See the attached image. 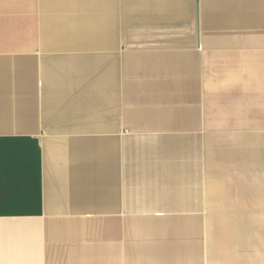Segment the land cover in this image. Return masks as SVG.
Returning a JSON list of instances; mask_svg holds the SVG:
<instances>
[{"label":"crops","instance_id":"1","mask_svg":"<svg viewBox=\"0 0 264 264\" xmlns=\"http://www.w3.org/2000/svg\"><path fill=\"white\" fill-rule=\"evenodd\" d=\"M200 7L263 6L0 0V264H241L206 238L207 220L214 248L231 234L232 156L208 135V217ZM241 219L242 243L264 237L262 217Z\"/></svg>","mask_w":264,"mask_h":264},{"label":"rangeland","instance_id":"2","mask_svg":"<svg viewBox=\"0 0 264 264\" xmlns=\"http://www.w3.org/2000/svg\"><path fill=\"white\" fill-rule=\"evenodd\" d=\"M258 2L263 7H216L219 10L214 19H208L206 7H200L203 14L200 8L193 11L191 33L198 37L204 54L206 120L210 117L215 123L213 127L206 121L205 126L208 217L214 210L209 204L208 135L212 136L216 146L223 150L229 148L232 156L226 172V200L232 204L222 208L231 210L229 215L232 219L228 221L231 234L220 250L211 245L207 220L206 238L216 263H264V237L261 232L254 230L255 241L252 244L249 240L242 243L237 235L244 215L262 217L264 223V203L255 194V190H264V162H261L262 165L250 160L248 150L241 143L245 134L250 133L252 140L249 146L255 149L264 147V0ZM211 20L215 23L216 37L226 42L212 43Z\"/></svg>","mask_w":264,"mask_h":264}]
</instances>
